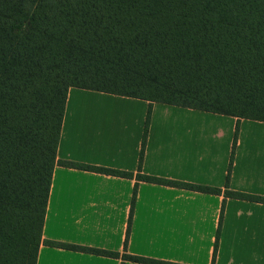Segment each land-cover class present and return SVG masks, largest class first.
I'll use <instances>...</instances> for the list:
<instances>
[{"label":"trees","instance_id":"16d2710c","mask_svg":"<svg viewBox=\"0 0 264 264\" xmlns=\"http://www.w3.org/2000/svg\"><path fill=\"white\" fill-rule=\"evenodd\" d=\"M69 88L264 122V0H0V264H36L41 244L118 258L42 239L55 166L219 195L220 189L58 160ZM214 244V262L222 220ZM122 261L170 264L140 257ZM123 264V263H122Z\"/></svg>","mask_w":264,"mask_h":264},{"label":"crops","instance_id":"0c3cea01","mask_svg":"<svg viewBox=\"0 0 264 264\" xmlns=\"http://www.w3.org/2000/svg\"><path fill=\"white\" fill-rule=\"evenodd\" d=\"M69 88L58 160L220 189L219 195L55 166L42 239L118 258L41 244L36 264H264V204L224 197L236 118ZM228 190L264 197V122L240 120ZM218 245L212 263L220 218Z\"/></svg>","mask_w":264,"mask_h":264}]
</instances>
